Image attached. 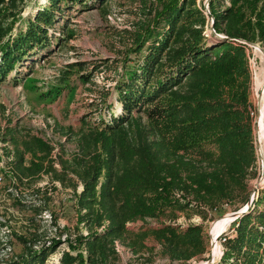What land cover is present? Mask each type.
<instances>
[{
    "label": "trees",
    "instance_id": "trees-1",
    "mask_svg": "<svg viewBox=\"0 0 264 264\" xmlns=\"http://www.w3.org/2000/svg\"><path fill=\"white\" fill-rule=\"evenodd\" d=\"M162 1L147 10L154 13L152 20L135 22L127 31L132 41L127 50L135 57H123L115 82L120 110L108 121L83 123L73 133L75 151L69 157L54 154L55 146L38 133L0 126V141L7 143L0 155L2 188L12 206L41 215L54 181L75 195L77 222L87 231L80 238L85 254L64 250L60 264H114L116 242L131 251L129 264H152L156 249L147 239L173 264L206 261L202 224H177L179 214L207 220L225 213L223 204L236 211L249 199L247 179L257 170L248 46L242 40L264 49V0H209L208 15L204 0ZM26 2L0 0V83L25 81L41 54L52 51L53 41L73 37L69 31L59 36L54 27L62 3L86 4L47 0L22 17ZM211 17L213 31L205 34ZM98 66L83 71V62L68 63L59 87L74 89L69 77L77 68L83 71L78 81L94 85ZM44 177L45 185L37 186ZM37 194L44 202L34 201ZM26 220L22 230L12 232L17 252L6 235L0 238V264H45L60 245L44 239L33 217ZM139 220L145 224L131 230L129 224ZM149 220L157 225H147ZM230 226L231 232L220 235L222 253L211 264H264V187Z\"/></svg>",
    "mask_w": 264,
    "mask_h": 264
},
{
    "label": "rangeland",
    "instance_id": "rangeland-1",
    "mask_svg": "<svg viewBox=\"0 0 264 264\" xmlns=\"http://www.w3.org/2000/svg\"><path fill=\"white\" fill-rule=\"evenodd\" d=\"M46 1L27 0L20 15L22 17L32 16L36 9ZM162 2V0H104L103 2L85 0L86 4L77 3L73 7L65 6L62 3V17L57 15L58 21L54 27L59 36L63 37L69 31L72 32L73 37L67 40H59L57 43L56 40L53 41L52 51L46 56L41 54L43 55L42 58L34 64L32 73L25 81L20 79V82L14 83L13 78H10V80L0 83V105L4 107L3 110L0 109V126L6 127L10 123V126L17 125L21 129H28L31 133H38L55 146L54 154L59 152L64 159L69 157L75 151L73 133L78 132L84 125L83 123L92 124L101 120L108 121L111 113L117 114L120 110L114 88L115 82L123 72V57L128 54V57L133 61L135 57L133 53L127 50L132 44L131 36L127 31H132L135 22L152 20L154 13L148 14L147 10L149 8L158 9ZM16 24H19V20ZM42 53H46V51ZM246 55L251 75L249 99L254 108L253 141L258 149V138L255 132L256 111L258 108L257 96L264 92V58L261 54L256 53L252 46H248ZM75 61L83 62V71H90L93 63L99 65L92 74L94 85L90 82L81 83L78 81V72L81 70L77 68L69 77V82L75 84L74 89L69 91L66 88L61 89L59 86L63 84L59 83L58 79L68 63ZM250 64L252 65L251 68ZM26 69L24 66L19 68L20 77ZM104 92H108L106 98H103ZM69 128L72 130L70 135L67 131ZM262 132L261 143L264 149V122H262ZM2 165L1 160L0 169ZM256 170V175L247 179L250 193L255 186H258L260 179L261 166L258 154H256ZM46 182L47 178L44 177L37 182V186H44ZM263 185L264 181L262 186L256 189L254 198H256L258 191L264 187ZM2 186L3 183L0 184V210L3 211L0 214V222L2 223L0 225V238H4L5 235L9 238L13 253L18 251L19 244L12 232L22 230V225L27 221L26 217L29 216L34 218L33 222L45 240L55 239L60 242L56 251L45 264H60L59 257L64 250L71 249L73 252L82 250V253L85 254L80 246V238L81 235H86L87 231L82 224L77 222L78 214L74 208L75 195L67 190L68 187L61 186L60 189L57 187L53 189L50 188L51 185H48L49 188L46 193L49 199L44 203L46 209L41 215H34L31 212H22L17 207L12 206L11 200H8ZM80 190L81 187L79 186L76 191ZM12 191L14 193V188ZM19 195L24 196V198L26 196V194ZM33 197L37 203L44 202V195L42 194ZM26 198L29 199L27 196ZM220 209H224L225 213L221 216L213 215L207 220H202L198 215H192L188 219L183 214H179L175 220L177 224L182 226L192 223L202 224L207 243V251L204 257L207 258L212 253L209 235L210 225L224 215L233 212L234 208L223 204ZM52 221H56L55 226ZM144 224L143 221L139 220L130 223L129 228L137 230ZM147 225L155 226L157 223L155 220H149ZM230 225L231 223L222 233L231 232ZM217 240L220 243L219 239ZM145 243L148 246H155L152 264H173L159 254L158 244L155 240L147 239ZM218 243L214 260H218L222 251V247ZM116 250L117 260L114 264H129L133 257L131 251L120 243L117 244ZM202 261L198 260L192 263L199 264Z\"/></svg>",
    "mask_w": 264,
    "mask_h": 264
},
{
    "label": "bare ground",
    "instance_id": "bare-ground-1",
    "mask_svg": "<svg viewBox=\"0 0 264 264\" xmlns=\"http://www.w3.org/2000/svg\"><path fill=\"white\" fill-rule=\"evenodd\" d=\"M254 51L256 53H259L263 56L264 58V54L262 53V51L260 50V48L258 47H253ZM254 84H253V94H254ZM260 94V93H259ZM259 108H260V112H261V119L258 120L257 118V124H256V135L258 138V143H260V149L259 151V156H260V165L262 164V160L264 159V149L262 147V143H261V135H262V122L263 121V115H264V92H261V98H260V102H259ZM263 158V159H262ZM264 163V160H263ZM232 222V217L230 216V214H226L224 215L221 219L215 221L213 224L210 225L209 228V235H210V239H211V243L212 244V257H215L216 255V251L218 250V235L220 233H222L223 231L226 230V228L228 227V225ZM219 244V243H218ZM214 259V258H213ZM203 262V261H202ZM200 263V262H199Z\"/></svg>",
    "mask_w": 264,
    "mask_h": 264
},
{
    "label": "water",
    "instance_id": "water-1",
    "mask_svg": "<svg viewBox=\"0 0 264 264\" xmlns=\"http://www.w3.org/2000/svg\"><path fill=\"white\" fill-rule=\"evenodd\" d=\"M208 1L209 0H204V2H203V7H204V9H205V12L207 13V14H209V10H208ZM212 24H213V18L211 17V26H212ZM221 37V36H220ZM242 42H244V43H246L247 44V46H252V47H258V48H260V50L262 51V53L264 54V49H263V47L262 46H260V43L259 42H247V41H243L242 40ZM260 98H261V94H258V96H257V99H258V108H257V118H258V120L259 119H261V112H260V108H259V101H260ZM256 118V119H257ZM264 181V165H263V167H262V170H261V175H260V179H259V182H258V186H255V188L251 191V193H250V196H249V199H248V201H247V203L245 204V205H243L240 209H238V210H236V211H233V212H231L230 213V216L232 217V221L233 220H235L239 215H241L242 213H244L247 209H248V207L251 205V203H252V201H253V198H254V196H255V193H256V189H258V187L260 186H262L261 184H262V182ZM222 233H220L219 235H218V237L221 235ZM213 243H211V245H212ZM214 261V259H213V257H212V255L210 256V257H208V259L206 260V261H203V262H201V263H199V264H211L212 262Z\"/></svg>",
    "mask_w": 264,
    "mask_h": 264
},
{
    "label": "built area",
    "instance_id": "built-area-1",
    "mask_svg": "<svg viewBox=\"0 0 264 264\" xmlns=\"http://www.w3.org/2000/svg\"><path fill=\"white\" fill-rule=\"evenodd\" d=\"M205 12V11H204ZM206 13V12H205ZM207 14V13H206ZM208 15V14H207ZM211 31H213V29H212V26H211V19H210V21H209V24L206 26V31H205V34H208L209 32H211ZM252 67V65L250 64V68ZM251 113V115L253 116L254 115V110L253 111H251L250 112ZM254 127V126H253ZM253 130H254V128H253ZM253 138H254V136H253ZM253 143H254V141H253ZM4 145H7V143H2L1 141H0V155L3 153V151H2V147L4 146ZM257 145L256 144H254V148H255V154H258L259 155V149H260V143H258V149H257V147H256ZM54 156V155H53ZM2 157H3V155H2ZM264 158V157H263ZM262 158V159H263ZM264 160V159H263ZM263 160H262V164L260 165L261 166V170H262V167H263V165H264V163H263ZM55 166L56 167H59V165H57V164H55ZM2 168H4V166L2 165ZM260 175H261V173H260ZM1 183H3V175H2V173H0V184ZM53 184H54V186L55 187H57V189H60L61 188V185H60V183L58 182V181H54L53 182ZM262 185V184H261ZM264 186V185H263ZM56 189V188H55ZM8 190L9 191H12V188H8ZM67 190L68 191H70V192H72V190L71 189H68L67 188ZM79 192V191H78ZM15 195L18 197V198H20V195L17 193V192H15ZM0 219H1V217H0ZM218 239H219V242H220V236L218 237ZM117 244H118V242H116L115 243V246H117ZM220 244V243H219ZM221 245V244H220ZM221 253H222V251H221ZM193 262V261H192ZM185 263V264H195V262L194 263ZM175 264H179V263H175Z\"/></svg>",
    "mask_w": 264,
    "mask_h": 264
}]
</instances>
